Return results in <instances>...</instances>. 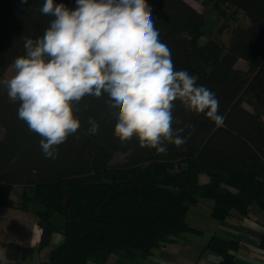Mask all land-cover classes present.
<instances>
[{"label":"trees","instance_id":"trees-1","mask_svg":"<svg viewBox=\"0 0 264 264\" xmlns=\"http://www.w3.org/2000/svg\"><path fill=\"white\" fill-rule=\"evenodd\" d=\"M194 1L241 12L249 24L232 30L229 45L210 39L200 43L203 13L185 0H147L175 70H187L198 77V85L215 92L224 117L223 125L216 126L174 101L173 127L185 128L181 135L187 142L181 147L167 144L166 154L141 148L135 137L124 143L116 138V109H109L103 94L80 102L75 115L81 128L58 146L55 159L46 158L42 137L18 119L19 101H10L2 86L0 206L14 207L10 193L14 186L22 187L20 208L37 206L39 250L56 230L53 216L63 218L62 240L40 264L146 258L199 231L189 225L187 213L201 199L212 201L210 214L221 224L233 215H246L252 204L264 209V0ZM44 2L0 0V79L15 58L26 55L25 39L41 37L53 19L40 12ZM54 3L76 8V0ZM224 29L222 25L218 34ZM240 60L244 67H238ZM89 118L99 124L94 135L86 134ZM116 154L123 159L112 163ZM200 175L207 177L206 183L199 182ZM260 245L264 248V237ZM205 246L220 257L215 264H234L235 241L214 235ZM25 255L14 243L5 253L12 264H24Z\"/></svg>","mask_w":264,"mask_h":264},{"label":"clouds","instance_id":"clouds-1","mask_svg":"<svg viewBox=\"0 0 264 264\" xmlns=\"http://www.w3.org/2000/svg\"><path fill=\"white\" fill-rule=\"evenodd\" d=\"M40 12L53 19L41 37L25 39L26 55L15 58L13 75L0 86L19 101L18 119L42 137L46 158L55 159L58 146L81 128L75 112L86 96L107 94L109 109H116L114 136L122 143L135 137L157 154L187 142L185 128L173 127L174 101L223 125L215 92L175 70L147 0H76L74 10L45 0ZM87 123L86 134L98 133L96 120Z\"/></svg>","mask_w":264,"mask_h":264},{"label":"crops","instance_id":"crops-1","mask_svg":"<svg viewBox=\"0 0 264 264\" xmlns=\"http://www.w3.org/2000/svg\"><path fill=\"white\" fill-rule=\"evenodd\" d=\"M185 1L201 12L192 4L194 0ZM199 182L206 183L207 177L200 175ZM22 192V187L14 186L10 193L14 207L0 206V264H12L5 256L9 243L26 250L24 264H40L49 249L62 240L63 218L57 217L56 221L54 215L52 220L56 230L39 250L42 228L35 212L37 206L29 204L26 209L20 208ZM211 206L210 199H201L189 208L187 222L198 232H189L178 241L157 248L146 258H118L115 264H215L220 257L205 246L214 235L238 244L234 264H264V248L260 245L264 237V209L252 204L246 215H233L221 224L212 218Z\"/></svg>","mask_w":264,"mask_h":264},{"label":"rangeland","instance_id":"rangeland-1","mask_svg":"<svg viewBox=\"0 0 264 264\" xmlns=\"http://www.w3.org/2000/svg\"><path fill=\"white\" fill-rule=\"evenodd\" d=\"M190 1V0H189ZM192 4H194L197 9L199 11H201L204 15V36L201 37L200 39V43H204L207 40H213L215 42H221L225 45H229L230 40H231V34H232V30L235 27H246L249 22L246 19V17L241 13V12H227V11H221L219 10L218 6H214V5H208L206 7H203L200 3H195L193 2ZM224 25L225 29L222 32V34H218V29ZM244 62L243 61H239L238 62V67H244ZM14 69H13V65H10L8 67V69L5 72V77L6 78H10L13 75ZM4 88L2 86H0V92H4ZM244 107H246L247 109L251 110V108L244 104ZM2 136V129L0 127V137ZM123 159V155L121 154H116L113 159H112V163H117L122 161ZM177 167V165H176ZM171 171V170H170ZM172 171H177V168H175ZM57 217H60L59 215H56V221ZM90 264H94V263H90Z\"/></svg>","mask_w":264,"mask_h":264}]
</instances>
